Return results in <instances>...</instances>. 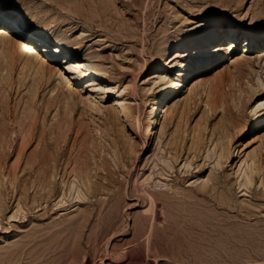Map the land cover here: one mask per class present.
<instances>
[{
    "label": "rangeland",
    "instance_id": "obj_1",
    "mask_svg": "<svg viewBox=\"0 0 264 264\" xmlns=\"http://www.w3.org/2000/svg\"><path fill=\"white\" fill-rule=\"evenodd\" d=\"M0 2L29 30L47 25L45 34L87 59L106 81L98 93L108 95L92 96L47 65L40 76L38 63H6L0 48V188L9 200L0 212V264H264V187L257 178L241 192L235 171L258 150L264 165V125L248 134L264 111L255 109L264 102V48L242 56L239 41L230 61L213 58L167 102L154 137L145 134L153 99L175 77L165 51L214 29L222 33L214 55L223 54L232 30L241 38L264 35V0ZM156 66L161 72L153 76ZM110 92L123 102L118 116ZM193 137L197 154L189 149ZM170 139L181 155L170 172L152 177ZM218 140L231 154L216 170ZM184 163L190 175L181 173ZM143 181L159 183L156 197L181 198L173 204L191 198L182 211L149 204ZM142 220L149 224L143 230Z\"/></svg>",
    "mask_w": 264,
    "mask_h": 264
},
{
    "label": "bare ground",
    "instance_id": "obj_2",
    "mask_svg": "<svg viewBox=\"0 0 264 264\" xmlns=\"http://www.w3.org/2000/svg\"><path fill=\"white\" fill-rule=\"evenodd\" d=\"M68 3H69V1H68ZM68 8L69 7H67V9ZM73 10H74V8H73ZM215 17L218 21L222 20L221 16L216 15ZM0 22H1L0 25H2V26H0V48H2V52H6L9 54V55L5 56L4 60L6 61V63L12 64V63H17V62H21V63L23 62L22 63L23 66H29V67L34 66L36 63H38L39 67H38V70L36 71V74H38L40 76H44V74L47 72L46 69H48L47 66H50L54 71H57L59 73V74L58 73L57 74L61 78H63L65 80V82L70 81V79H69L70 77L67 76V74H69V75L73 76V78L77 81V86L79 84H81V86H84L86 88L85 92H87L88 94H90L92 96L102 95L103 99H101V100H106V98L108 96L107 94L98 93L100 91V88H98V86L100 85V82H105V84H106L104 76L100 72H95V70H92V68H91L92 66L90 67L89 63L87 62V59H85L83 56H81L77 52H75L74 48H68L67 46L64 45V43L57 40V38L54 39L51 36H48L47 34H45L44 28L47 25L43 26V25L37 23L39 25L37 28H35L33 30H29L28 28H26L25 26L22 25L21 17L18 14H16L15 12L5 9L1 2H0ZM14 25H17V27L15 29L16 31L13 32V34H12L10 32L14 30V28H13ZM221 35H222V33H220L218 29L209 30V31L203 32L199 35H196V36L194 35L193 37L188 38L187 40H184L179 45L170 47L165 51V54H164L165 59L164 60L167 62L169 68L174 69L175 77L169 79L167 81V83H165L166 86L164 85L165 87L164 88L162 87V89L160 91H158L159 94L157 95V97H155L153 99V101H152L153 104L149 108V112H148L149 116H152V119H151V121H149L150 123H149L148 127L146 128V131H145L146 135L154 137L155 130L158 127V123H160V121L165 117V113H166L165 107L167 105V102L170 99H172L174 94L180 89V87H182V85H183L182 83L185 84V82H187L188 80L194 79L193 75L195 76V74H197L204 67H206L207 64L210 63L213 58L217 61H222V62L223 61H230L232 59L230 57L231 53H232V49L234 48V46L237 45V43L239 41L243 42V47H242V50L240 52L242 56L247 54L249 51H253L256 48H264V35L257 36L255 38H251L250 36L241 38V37H239L238 33H236L234 30H232L231 36L227 39L228 44L225 46V49L222 50V48H221V50L223 51V54L214 55V54H212V53H214L213 50L217 48L216 43L218 42V40H220ZM197 47H199V48L197 49L195 56H193V58H190L188 54L190 53V51L192 49H195ZM181 57H187L188 59H187V61L182 62L180 59H177V58H181ZM6 66H9V65L7 64ZM36 69L37 68H35V70ZM48 70H50V69H48ZM160 72H161V69L158 66L153 67L151 69V71H149V73L153 76L158 75ZM189 78H191V79H189ZM68 85H69L68 86L69 91H75L76 90V88H75L76 86H72L71 84H68ZM101 90H102V87H101ZM111 94H113V93H111ZM113 97H115V100H116L114 113H115V116L116 115L118 116V112H122V111L125 112V108H124L123 102L120 101L121 98H118L119 97L118 95L113 94ZM261 106H264V102L259 103V105H257L255 109L259 110L258 108H260ZM160 116H161V119L158 122V119ZM263 125H264V111L261 114H259V116L256 118V120L254 122H252L250 128L248 129V134L256 132ZM198 140H200V139H197L196 137L192 138V143L190 144V146L191 145L192 146L189 148L191 152L194 150L196 151V148H199V147H197L199 144ZM215 140H216V138H215ZM218 141L220 142V144L223 142V141L221 142L220 140H218ZM168 143L169 144L166 145V147L168 146L167 150H165V151L161 150V152L160 151L158 152L161 154V156H160V158H157V161H156V163H154V166L152 169L157 168V167H159V168L157 171L152 173L153 174L152 177H156V175H158V174H160V177H162L161 175H164L163 173L165 171L168 172L169 170H171L173 168V163L178 161V155L179 156L181 155L180 153L178 154L179 150H177V149L179 147L176 149V146H173L174 141L172 139H170V141ZM211 143H212V145L214 144V142H211ZM200 144H202V143H200ZM204 144H205V142H204ZM222 144L224 147L220 146L219 153H218V151H213V154L215 152L218 153V155H216V157L214 156L215 165H216L215 168L216 167L220 168L221 160L223 161L224 159H228V156L231 154L228 151L229 148L227 149L225 146L226 143H225V145H224V142ZM202 146H204V145L202 144ZM215 147H218V145L216 144ZM158 150H160V148ZM195 151H194V153H195ZM261 152H262V150H261ZM167 153L169 155L171 154V156H169V157H172L171 160H169V158L167 157V155H166ZM254 153H255V151H254ZM196 154H197V151H196ZM196 154L195 155L193 154V156H197ZM165 156L168 159H166ZM206 156H205V159L210 158V156L209 157H206ZM251 156H253V157H251ZM251 156L250 157L247 156L248 159H250V163H248V161L246 159L241 160V161L239 160L240 164H239L237 170H235L236 174H237L236 176L238 179L239 187L242 188L241 192L246 191L247 188H250L249 185L251 186V184L253 182L255 183L257 178L260 180L262 187H264V165L261 167L260 165L262 163H261V160H259L261 158L262 154L259 153V150H258V153L255 154V156L254 155H251ZM200 157H202V156H200ZM237 157H238V153L236 154V157L234 159H237ZM155 158L156 157L154 156V159ZM188 158H189V156H188ZM211 158H212V154H211ZM193 159H194V157H193ZM208 159H207V161H208ZM147 162H149V161L146 160V163L144 166L147 165ZM152 164H153V162H152ZM263 164H264V162H263ZM183 165H184L183 167H186V169L187 168L188 169L185 171L182 170L181 173H183V174L187 173L188 174L189 169H191L189 167H191L192 165H190V163H184ZM198 168L200 169L199 166H198ZM213 170H214V168H213ZM216 170H218V169L216 168ZM216 170H215V172H216ZM213 173L214 172H212V174ZM150 175H151V173H150ZM188 175H190V174H188ZM88 176H90V175H88ZM83 179L85 180V178H83ZM85 181H84V183H85ZM74 182H75V179H74ZM74 182L70 183L69 191L73 190L72 188L76 184ZM147 182L143 181V183H142V188H141L142 196H141V198L144 201H147L149 204H151L152 202L154 203L156 200H159L160 202H162V204L163 203L167 204L172 208L178 209L180 207L178 210L182 211V210H184L183 209L184 205L188 202V199L191 198L190 196L185 194L182 196L183 201H181L180 203H174L173 204L174 200L181 199V198L177 197L176 194H173L170 197L165 196V195L162 197L161 196L156 197V188L159 187V183H157V185L154 184L153 186H149L151 183L149 184ZM84 183H82L83 186H84ZM87 183H88V185L85 183L86 184L85 186H88L87 187V191H88V190H91V188L93 187V182L89 178ZM261 185H259V186H261ZM44 186H45V189H47V192L49 195L54 193L53 182H51V178L49 181H45ZM255 186L256 185H254V187ZM25 190H26V188H25ZM78 191L81 192V190H78ZM163 194H164V191H163ZM7 199H9V198H7ZM62 200L60 203L63 202ZM8 204H9V200L5 202V198L3 197V193H2L1 188H0V212L6 211L9 208ZM177 204L179 206H177ZM185 209H186V207H185ZM12 218L13 217H11V219ZM14 221H16V220H14ZM139 225H140V223H139ZM147 225H149V224H147ZM147 225H146V221L142 220L140 227L144 228ZM143 228L141 230H143Z\"/></svg>",
    "mask_w": 264,
    "mask_h": 264
}]
</instances>
